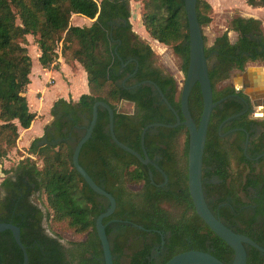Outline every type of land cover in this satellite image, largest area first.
<instances>
[{
    "label": "trees",
    "instance_id": "16d2710c",
    "mask_svg": "<svg viewBox=\"0 0 264 264\" xmlns=\"http://www.w3.org/2000/svg\"><path fill=\"white\" fill-rule=\"evenodd\" d=\"M141 1L145 32L170 47L181 60L185 76L189 34L184 0ZM244 1L264 8V0ZM212 12L206 0H197L196 17L202 34L212 22ZM74 15L93 22L88 27L72 26ZM129 18L128 0H0V160L17 149L19 129L26 130L41 118L29 110L26 98L32 69L26 37L34 38L41 68L57 69L56 49L61 43L65 64L71 68L78 64L86 73L88 93L76 102L60 98L52 104L51 122L24 150L27 157L21 158L0 183V190L8 194L0 199V213L4 205L13 208L18 203L37 211L40 223L42 214L29 199L44 197L48 229L55 231V238L43 230L41 238L49 244L46 250H51L57 264L65 257L68 264H104L95 220L108 209L109 202L93 192L72 165L75 146L89 126L94 103L104 102L113 110L115 137L141 155L143 128L176 122L153 85L183 121L176 81L157 65L151 48L132 31ZM229 32L236 35L234 42ZM203 43L213 101L222 100L213 109L207 129L201 172L204 198L223 225L264 248V156L260 171L252 168L245 172L242 144L237 150L230 139L219 137L217 129L231 115L234 103L225 97L226 91L216 88L234 70H243L246 63L264 62L261 23L232 17L210 46L204 35ZM128 60L133 61L122 68ZM141 82L146 83L133 87ZM123 101L133 104L132 113L118 111ZM202 108L200 87L195 84L188 110L196 126ZM108 124L107 111L98 107L92 135L79 153V165L115 200L113 214L103 220L113 264H165L191 250L231 264L233 251L198 217L188 192L187 129H148L144 148L150 163L143 165L113 143ZM260 145L264 146V135L249 142L247 154L264 152ZM30 155L40 160L41 167ZM155 166L165 173L166 182ZM55 228L73 237L67 247L58 241L61 238ZM244 248L246 264H264V254L248 245Z\"/></svg>",
    "mask_w": 264,
    "mask_h": 264
},
{
    "label": "water",
    "instance_id": "95a60500",
    "mask_svg": "<svg viewBox=\"0 0 264 264\" xmlns=\"http://www.w3.org/2000/svg\"><path fill=\"white\" fill-rule=\"evenodd\" d=\"M196 2L197 0H184V8L186 12L189 34V60L187 71L184 76V81L180 90V111L183 117V121H180L179 116L168 103V101L158 89V87L153 85L163 102L175 115L176 122L173 125L152 123L143 128L140 137L142 155L117 140L113 131V110L106 103L100 101L95 102L92 106V116L89 126L87 127L84 136L75 146L72 155L73 167L93 192H95L99 196L106 198L109 202L108 209L104 213L100 214L95 220V230L97 238L101 244L104 264H113L109 243L105 233V226L103 225V220L113 214L116 206L115 200L110 194H108L106 191L97 186L94 181L90 178V176L85 172V170L79 165V153L82 146L89 140L92 135L93 129L97 121L98 107H102L107 111L109 122L108 129L110 138L113 143L124 152L136 157L143 165H148L150 163V160L144 148V136L148 129L155 127L176 128L178 126H184L188 132L187 186L196 214L204 222V224L233 251L234 258L231 264H246L247 255L244 245H248L259 251L261 254H264V248L260 247L248 237L236 234L229 228H227L225 225H223L212 214L204 198L202 190L201 172L207 129L213 109L222 100H218L216 102L213 101V92L208 75L207 59L204 54L203 34L196 17ZM144 83L146 82H141L133 87H137ZM195 84H199L203 102L202 114L198 126H196L193 122L188 110V98ZM234 117L236 116H233L232 118ZM157 169L163 174L166 182L167 177L165 173L159 168ZM4 231L11 232L17 247L22 252V264H27L28 259L25 249L20 241L19 229L11 224L0 223V233ZM161 244L163 245V242H161ZM165 264L223 263L210 254L201 251L191 250L173 256Z\"/></svg>",
    "mask_w": 264,
    "mask_h": 264
},
{
    "label": "flooded vegetation",
    "instance_id": "af4514ba",
    "mask_svg": "<svg viewBox=\"0 0 264 264\" xmlns=\"http://www.w3.org/2000/svg\"><path fill=\"white\" fill-rule=\"evenodd\" d=\"M132 61L128 60L127 63L121 64L122 68ZM262 63L260 61L248 62L243 70H234L230 78L224 81L226 82L224 86L218 89L226 91L225 97L234 103V107L231 115L219 125L217 133L220 138L230 139L231 144L237 150L242 144L244 162L241 163V166H245L243 167L246 168L245 172H249L252 168H256L257 171L263 168L260 158L264 156V152L256 156L247 154L249 142L257 141L264 135V71H262ZM123 102L133 107L132 103ZM233 116L236 117L232 118ZM263 148L264 146L260 145L259 149ZM212 177L215 179V176ZM0 192V199L4 200L8 194L2 190ZM22 196L20 195V198ZM29 203L41 212L40 223L37 211H31L29 207L22 204L18 206V203H15L13 208L3 206L0 223L11 224L19 229L20 241L28 259L27 264H50L52 261L57 264L56 259L51 256V250H46L49 244L41 238L42 230L43 234L55 238L46 225L47 211L38 200L37 195L31 196ZM110 222H115V220ZM58 241L62 246L67 247V243H64L62 239ZM22 261V252L17 247L11 232L0 233V264H22ZM59 264H68V257L59 261Z\"/></svg>",
    "mask_w": 264,
    "mask_h": 264
},
{
    "label": "rangeland",
    "instance_id": "374dc122",
    "mask_svg": "<svg viewBox=\"0 0 264 264\" xmlns=\"http://www.w3.org/2000/svg\"><path fill=\"white\" fill-rule=\"evenodd\" d=\"M100 1V0H97ZM128 6H129V12H130V18L129 22L131 24L132 31L138 36L139 40L148 45L155 57L157 65H159L161 68H163L168 74L173 76L174 80L176 81L177 88H178V94L179 96L183 81H184V74L181 70V60L175 56L170 47L161 45L151 39L148 34L145 32L143 26H142V14L144 11V6L141 0H128ZM229 13L225 11L223 8H215V12L212 15V22L209 26L203 28V35L206 38L207 46H210L213 43V40L222 33L223 29L225 28L228 20H229ZM92 20L86 19L84 17H80L77 15L72 16L70 24L72 26H78V27H88L92 24ZM27 53L31 58L32 61V70L30 74V80L31 83L26 89V98L29 110L31 112H36L41 114V118L50 116V112L45 111L46 105L50 102V99L52 97V93H59L60 95L65 94V90L68 88V77L66 74L60 75L55 80L51 79L47 83L46 86L47 92L43 100H40L42 88L39 85L40 80L43 79L42 77V69L40 64L38 63V54L39 49L34 43V38L32 36H27ZM230 40L233 42L234 37L231 34ZM62 44L59 43L56 49L57 52V59L54 64V68H57L56 70H59L60 64H65L63 54H62ZM66 65V64H65ZM73 67L71 69H74L76 65H72ZM262 71H264V62L261 64ZM50 69H53L52 67ZM40 74V77L38 76ZM45 79V78H44ZM43 79V80H44ZM226 82L219 83L217 85V90L222 88ZM51 86V87H50ZM38 92V93H37ZM37 93V94H36ZM36 94V96H35ZM39 103L40 109H36V102ZM133 110V107L130 104L127 103H120L118 105V111L124 112V113H131ZM52 120V119H51ZM33 126V125H32ZM24 132L25 130L20 129V144L23 143L24 139ZM26 148H21L19 151L17 150H11V152L8 154V157H6L3 160H0V183L1 181L6 178L7 176H10L13 172V169L17 166V164L20 162L21 158L27 157L28 154H24V150ZM32 159H36V163L38 167H41V162L38 160L35 156L30 155ZM132 188V187H131ZM134 189V188H133ZM1 195V192H0ZM38 200L43 204L44 208L47 211L44 197L37 196ZM47 227L49 228V222L47 220L46 223ZM50 230V229H49ZM56 234L60 235V238L64 243H68L69 241L73 240V237L68 233L61 231L57 228H55ZM52 234H54L55 231L50 230Z\"/></svg>",
    "mask_w": 264,
    "mask_h": 264
},
{
    "label": "crops",
    "instance_id": "0c3cea01",
    "mask_svg": "<svg viewBox=\"0 0 264 264\" xmlns=\"http://www.w3.org/2000/svg\"><path fill=\"white\" fill-rule=\"evenodd\" d=\"M211 8H212V15L215 12V8H223L225 9L226 12L229 13V20L232 17L235 16H240L242 18H252L255 20L260 21L261 23V29L264 34V8L262 7H253L248 5L244 0H206ZM228 20V22H229ZM227 22V24H228ZM227 24L223 31L226 30ZM222 31V32H223ZM233 35L234 40H236V35L233 32H229V38L230 35ZM219 36V35H218ZM39 55V54H38ZM38 59V58H37ZM42 70V77L43 79L40 80L39 85L42 88L40 100H43V95L45 97L46 92L48 91L47 88L48 86L47 83L49 80L57 78L60 75L66 74L68 77V88L65 90V94L60 95L59 93H52V97L50 99V102L46 105L45 111L49 113L50 108L52 104L60 99H71L72 101L76 102L79 97L83 94L88 93V87H87V78H86V73L82 69L80 65H76L74 69H71V67L65 65V64H60L59 65V70H54V69H43ZM32 70V69H31ZM40 77V74L38 75ZM30 77V76H29ZM31 83V80H30ZM29 86V85H28ZM51 87V86H50ZM38 93V92H37ZM36 93V94H37ZM35 94V96H36ZM36 102V100H34ZM40 109V105L38 102H36V109ZM39 114V113H37ZM41 115V114H39ZM51 122V116H47L44 118H40L37 120H34L31 124V126L25 130L24 132V139L23 143L20 144V133H19V139L17 142V148L19 151H21V148H28L31 142L37 138L40 137L43 133V129L46 125H48ZM33 125V126H32ZM20 132V129H19ZM17 150V149H16Z\"/></svg>",
    "mask_w": 264,
    "mask_h": 264
}]
</instances>
